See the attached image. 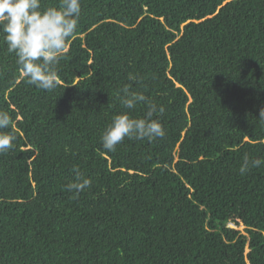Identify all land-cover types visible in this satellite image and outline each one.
Returning <instances> with one entry per match:
<instances>
[{
    "label": "trees",
    "instance_id": "1",
    "mask_svg": "<svg viewBox=\"0 0 264 264\" xmlns=\"http://www.w3.org/2000/svg\"><path fill=\"white\" fill-rule=\"evenodd\" d=\"M67 44L44 91L0 35V264H264V0H81ZM125 85L165 135L107 152Z\"/></svg>",
    "mask_w": 264,
    "mask_h": 264
},
{
    "label": "clouds",
    "instance_id": "2",
    "mask_svg": "<svg viewBox=\"0 0 264 264\" xmlns=\"http://www.w3.org/2000/svg\"><path fill=\"white\" fill-rule=\"evenodd\" d=\"M80 13L81 0H59L58 6L43 8L41 0H0V35L7 51L15 54V62L28 84L44 91L56 88L59 83L56 66L67 51L68 39L75 34ZM121 92V104L125 108L131 110L143 103L146 111L142 118H132L128 113L114 115L100 137L103 149L114 152L125 138L149 142L163 138L162 125L153 118L157 112L163 113V107L158 108L142 93L132 92L128 85ZM258 120L264 125V109ZM11 124L9 113L0 110V154L14 147L15 135L5 131ZM262 164L261 159L245 154L239 167L240 174ZM73 171L74 180L66 185V190L78 196L91 181L78 168Z\"/></svg>",
    "mask_w": 264,
    "mask_h": 264
},
{
    "label": "rangeland",
    "instance_id": "3",
    "mask_svg": "<svg viewBox=\"0 0 264 264\" xmlns=\"http://www.w3.org/2000/svg\"><path fill=\"white\" fill-rule=\"evenodd\" d=\"M229 226H230V228H234V229H237L240 231H242L244 229V227L242 225H240L239 227H235L233 224H230Z\"/></svg>",
    "mask_w": 264,
    "mask_h": 264
}]
</instances>
